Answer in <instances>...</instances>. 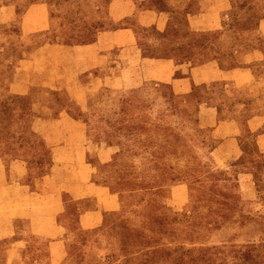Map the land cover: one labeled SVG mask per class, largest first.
<instances>
[{"label":"rangeland","instance_id":"374dc122","mask_svg":"<svg viewBox=\"0 0 264 264\" xmlns=\"http://www.w3.org/2000/svg\"><path fill=\"white\" fill-rule=\"evenodd\" d=\"M168 1L141 0V5L167 7ZM215 2L224 7L217 30H194L180 14L164 34L145 30L173 38L156 53L178 49V58L197 59L207 43L206 51L218 57L226 75L236 66H250L249 78L238 80L243 84L218 81L187 97L160 93L153 83L137 95L111 88L94 93L98 82L87 94L84 82L70 94L2 90L0 182L22 181L37 190L58 159L53 152L59 143L60 149L69 142L81 153L87 149L96 168L87 175L84 168L57 174L63 186L74 187L71 197L65 188L58 190L64 203L59 230L67 239L62 246L55 242L57 248L34 233L45 217L37 213L40 206L19 208L0 200V264H264V38L258 29L264 0ZM6 4L17 15L5 23L0 10V42L6 30L15 38L21 30L30 31L36 5L42 4L49 7L51 27L36 39L84 43L115 26L112 9L118 3L0 0V7ZM6 65L0 69L3 85L13 68ZM211 90L215 102L228 106L220 111L223 120L216 121L214 113L200 116L201 100ZM50 118L58 124L48 123ZM88 179L99 186L78 185ZM35 196L43 198L26 195L28 203ZM96 199L114 200L118 208L94 227L86 212Z\"/></svg>","mask_w":264,"mask_h":264},{"label":"crops","instance_id":"0c3cea01","mask_svg":"<svg viewBox=\"0 0 264 264\" xmlns=\"http://www.w3.org/2000/svg\"><path fill=\"white\" fill-rule=\"evenodd\" d=\"M116 2L117 7L112 9V13H116L113 20L115 26L100 29L96 37L84 43H64L50 38L36 39L37 34L50 32L51 27L49 7L37 4L36 17L30 21V31L21 30L16 38L11 36L13 30H6L3 33L4 41L0 42V69L5 68L8 62L12 63L13 68L5 84L0 83V93L6 89L7 92L22 95L70 94L76 93V85L84 82L83 86L87 87L84 92L87 94L93 88L91 84L98 82L99 85L97 84L92 91L94 93L102 88H111L121 93L137 95L144 92L146 84L153 83L158 86L157 90L160 93H174L187 97L200 87L214 85L218 81H224L227 86L231 82L243 84L238 80L243 75L249 78L248 74L252 73L250 66L244 65L232 68L229 75H226L228 70H223L218 57L213 55L211 49L206 51L207 43L198 49L197 53L202 56L200 58L198 56L197 59L190 56L178 58L177 54H181V50L178 49L174 54L156 53L165 50L173 38L169 36V39H165L163 36L162 39L145 29L152 27L164 34L168 31L170 23L180 14L186 16L194 30H217L222 27L221 13L224 7L215 0H170L167 7L141 5V0ZM3 9L4 11H1L3 22L10 23L9 21L16 18V8L6 4L0 7V10ZM258 29L264 38V17L261 18ZM187 44L188 40L183 45ZM12 45L19 48L20 52L10 53L9 47ZM215 93V90H211L208 96L202 98L199 111L201 117L214 113L216 121H220L224 118L220 111L228 106L225 107L220 101L215 102L213 99ZM254 116L256 118L257 114L251 117ZM49 121L52 124L58 122L56 118H50L47 122ZM73 143L63 144L61 149L62 144H58V149L53 152L58 159L54 158L50 173L42 177V184L37 190H32L22 181L0 182V200H7L6 205L19 208L24 205L41 207V210L37 209V213L39 215L40 211L45 217H41L39 224L34 228V233L38 237L50 239L51 248L53 246L57 248L55 242L62 246V242L67 239L59 230L60 216L64 211L61 204L64 203L61 202V196L59 198L58 190L65 188L63 190L71 197L74 188L70 183L63 186L62 179L58 178V172L64 170L73 174L84 168L83 173L87 175L92 174L96 168L94 162L87 157V149L84 148V153H81L72 147ZM261 144L264 149L263 141ZM234 156L239 157V154ZM79 183L78 185L84 188L99 186L89 179ZM101 186L109 189L102 184ZM33 194L42 195L43 198L49 194L52 199L35 196L31 197V200L35 201L30 200L28 203L27 199ZM93 207L86 215L92 217L91 223L94 227L103 222L107 212L118 208L114 200L102 202L97 199ZM21 215L22 209L19 216ZM50 253L52 255L54 251L50 250ZM51 258L53 260V257Z\"/></svg>","mask_w":264,"mask_h":264}]
</instances>
